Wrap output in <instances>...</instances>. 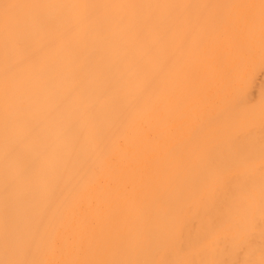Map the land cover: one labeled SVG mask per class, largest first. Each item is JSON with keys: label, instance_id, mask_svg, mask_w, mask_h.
I'll return each mask as SVG.
<instances>
[{"label": "bare ground", "instance_id": "bare-ground-1", "mask_svg": "<svg viewBox=\"0 0 264 264\" xmlns=\"http://www.w3.org/2000/svg\"><path fill=\"white\" fill-rule=\"evenodd\" d=\"M0 264H264V0H0Z\"/></svg>", "mask_w": 264, "mask_h": 264}]
</instances>
